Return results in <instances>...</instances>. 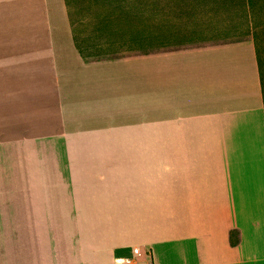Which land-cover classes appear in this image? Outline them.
Returning a JSON list of instances; mask_svg holds the SVG:
<instances>
[{
  "label": "crops",
  "instance_id": "obj_1",
  "mask_svg": "<svg viewBox=\"0 0 264 264\" xmlns=\"http://www.w3.org/2000/svg\"><path fill=\"white\" fill-rule=\"evenodd\" d=\"M102 26L0 0V264H264L254 42Z\"/></svg>",
  "mask_w": 264,
  "mask_h": 264
},
{
  "label": "rangeland",
  "instance_id": "obj_2",
  "mask_svg": "<svg viewBox=\"0 0 264 264\" xmlns=\"http://www.w3.org/2000/svg\"><path fill=\"white\" fill-rule=\"evenodd\" d=\"M67 1L76 21H83L85 25H110L98 29L96 37L110 35L111 43L100 47L93 45L96 52L115 53L138 48L136 44L124 40L136 35L142 45L140 48H161L199 39L200 44L253 41L242 10L245 0ZM256 1L264 12V0ZM153 23L156 25H149ZM261 24L264 25V19ZM150 34H154L155 38L148 45Z\"/></svg>",
  "mask_w": 264,
  "mask_h": 264
},
{
  "label": "trees",
  "instance_id": "obj_3",
  "mask_svg": "<svg viewBox=\"0 0 264 264\" xmlns=\"http://www.w3.org/2000/svg\"><path fill=\"white\" fill-rule=\"evenodd\" d=\"M245 3L242 10H244L243 14L247 18V29L253 36L264 104V25L261 24V21L264 19V12L260 10L262 7L256 0H245Z\"/></svg>",
  "mask_w": 264,
  "mask_h": 264
},
{
  "label": "built area",
  "instance_id": "obj_4",
  "mask_svg": "<svg viewBox=\"0 0 264 264\" xmlns=\"http://www.w3.org/2000/svg\"><path fill=\"white\" fill-rule=\"evenodd\" d=\"M134 253L135 254H139V250L138 249H134ZM118 264H127L126 261H118Z\"/></svg>",
  "mask_w": 264,
  "mask_h": 264
}]
</instances>
